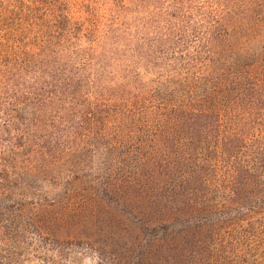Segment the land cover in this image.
<instances>
[{"label":"trees","instance_id":"16d2710c","mask_svg":"<svg viewBox=\"0 0 264 264\" xmlns=\"http://www.w3.org/2000/svg\"><path fill=\"white\" fill-rule=\"evenodd\" d=\"M152 5L114 85L86 22L1 10L0 264H264V0Z\"/></svg>","mask_w":264,"mask_h":264},{"label":"rangeland","instance_id":"374dc122","mask_svg":"<svg viewBox=\"0 0 264 264\" xmlns=\"http://www.w3.org/2000/svg\"><path fill=\"white\" fill-rule=\"evenodd\" d=\"M153 6L152 0H8L0 6V13L1 10H7V14L15 10L14 19L9 17L10 25L25 24L34 19L40 21L50 11L72 17L80 23L86 22L85 26L94 28L96 40L99 39L97 50L107 55L109 77L114 79H107L105 84L114 85V82H120L121 75L135 70L126 63L133 59V48L147 36L155 34L156 26L165 27L167 20L176 21L167 14L170 10H152ZM191 11L196 13L197 10ZM258 12H252L251 16L258 15ZM89 45L88 40L83 41L84 47ZM151 77L146 75V78ZM93 261L85 256L80 264H93Z\"/></svg>","mask_w":264,"mask_h":264}]
</instances>
